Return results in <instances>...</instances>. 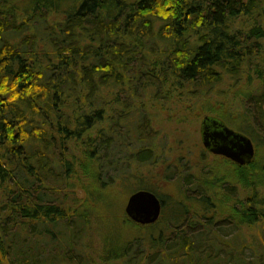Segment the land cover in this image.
Instances as JSON below:
<instances>
[{"label": "trees", "instance_id": "obj_1", "mask_svg": "<svg viewBox=\"0 0 264 264\" xmlns=\"http://www.w3.org/2000/svg\"><path fill=\"white\" fill-rule=\"evenodd\" d=\"M217 96L264 150V0H0V264H264L259 149L164 163L161 121ZM158 166L180 198L140 225L120 195Z\"/></svg>", "mask_w": 264, "mask_h": 264}, {"label": "rangeland", "instance_id": "obj_2", "mask_svg": "<svg viewBox=\"0 0 264 264\" xmlns=\"http://www.w3.org/2000/svg\"><path fill=\"white\" fill-rule=\"evenodd\" d=\"M223 90H231V98L233 100L234 104H238L236 101V98L238 96V92L243 91V90H249L250 87H244L243 85H239L238 87H234L233 85L227 84V85H222L221 86ZM228 88V89H227ZM234 89V90H233ZM227 92V91H226ZM227 94H224V97H226ZM217 99H208L205 101H202V105L201 104H197L193 106V109H187L192 105H188L185 106L184 109H182V114H181V118L179 120L175 119V117L173 119H170L171 121L166 122L165 121H161L162 122V129L164 130V132L168 133L169 135V151L167 153V158L166 161H164V163H170L172 161H175L179 156L182 155L181 152V147L179 144V140L177 138H185V147L186 145L192 150L193 152V156L192 159L193 163H199V168H202V170H209L212 168H216L217 166L223 164L222 162V158L219 156H214L212 154H209L205 151L204 146L202 144L201 141V136H200V122L203 120V118H205L206 116H212L211 113H209L208 110H220L223 109L227 114H231V110L235 109L236 111L239 110V106L237 108L233 107V104L226 98L222 97V96H217ZM232 108V109H231ZM179 112V110H178ZM239 111H237L238 113ZM232 129L237 130L238 129L236 127H233ZM249 131L251 130L248 129ZM255 139V145H256V149H259V153H257V156L259 157V159L261 158L262 155H264V150L262 147V144L260 142V137L259 135H257L258 133H254L252 131H250ZM165 136H162V144H165L166 141H164L163 139ZM258 152V150H257ZM257 157H255L256 159ZM185 162V161H184ZM165 170V166H158V169L156 170L155 173V178H151L148 179V183H145L147 185H149V187L154 188L156 190H154L155 194L158 197H162L165 199V207L162 210V214L163 216L166 218L169 213H170V202L171 200L174 202L175 200L180 198L179 192H178V187L175 183H168L165 182V174L164 172H166ZM193 171V169L191 170V172ZM145 172L148 173V170L145 169ZM129 186H131V189L135 190L137 187V185H135L134 180L129 182ZM136 191V190H135ZM150 191V190H149ZM135 192H131L128 193L124 192L122 193V195H120V203H121V210L122 213H125L124 208L127 202L128 197ZM127 216V215H126ZM164 223H161V226H163ZM125 232H131V231H127L130 230L129 228H132V226L126 225V227H123ZM133 230V229H132ZM124 232V233H125ZM221 234L223 236H226L228 238H230L231 236H233L235 234V231L232 227H225L224 229H222ZM94 236L96 237V235L94 234ZM97 238V239H96ZM96 238H94V249L97 248L98 246H100V241H99V236H97ZM246 255L247 257H251V253L249 250L246 251ZM114 264V263H113Z\"/></svg>", "mask_w": 264, "mask_h": 264}, {"label": "water", "instance_id": "obj_3", "mask_svg": "<svg viewBox=\"0 0 264 264\" xmlns=\"http://www.w3.org/2000/svg\"><path fill=\"white\" fill-rule=\"evenodd\" d=\"M201 141L205 149L216 156L225 157L238 165L249 164L256 149L251 138L226 125L222 120L206 116L200 124ZM163 204L152 191L139 190L131 194L124 211L127 217L140 225L156 223Z\"/></svg>", "mask_w": 264, "mask_h": 264}, {"label": "flooded vegetation", "instance_id": "obj_4", "mask_svg": "<svg viewBox=\"0 0 264 264\" xmlns=\"http://www.w3.org/2000/svg\"><path fill=\"white\" fill-rule=\"evenodd\" d=\"M229 127V126H228ZM231 128V127H230ZM205 149V148H204ZM256 149V148H255ZM205 151L207 152V153H209V154H211L207 149H205ZM212 155H214V154H212ZM214 156H216V155H214ZM219 157H222V156H219Z\"/></svg>", "mask_w": 264, "mask_h": 264}, {"label": "bare ground", "instance_id": "obj_5", "mask_svg": "<svg viewBox=\"0 0 264 264\" xmlns=\"http://www.w3.org/2000/svg\"><path fill=\"white\" fill-rule=\"evenodd\" d=\"M137 192V191H136ZM126 214V213H125ZM162 215V214H161Z\"/></svg>", "mask_w": 264, "mask_h": 264}]
</instances>
